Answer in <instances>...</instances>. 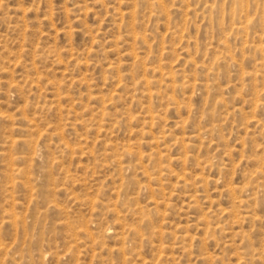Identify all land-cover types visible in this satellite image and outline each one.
<instances>
[{
    "label": "rangeland",
    "instance_id": "rangeland-1",
    "mask_svg": "<svg viewBox=\"0 0 264 264\" xmlns=\"http://www.w3.org/2000/svg\"><path fill=\"white\" fill-rule=\"evenodd\" d=\"M263 49L264 0H0V264H264Z\"/></svg>",
    "mask_w": 264,
    "mask_h": 264
},
{
    "label": "bare ground",
    "instance_id": "bare-ground-1",
    "mask_svg": "<svg viewBox=\"0 0 264 264\" xmlns=\"http://www.w3.org/2000/svg\"><path fill=\"white\" fill-rule=\"evenodd\" d=\"M241 26H243V25H241ZM247 27V26H246ZM239 30H241L240 28H238ZM246 30V29H245ZM223 46V45H222ZM226 47V46H225ZM228 47V46H227ZM229 48V47H228ZM229 50V49H228ZM260 50H261V48H260ZM264 50V49H263ZM227 53V52H226ZM220 56V55H219ZM223 56V55H222ZM217 62H221V64H223L224 63V61H217ZM216 62V63H217ZM223 62V63H222ZM219 64V63H218ZM202 66V65H201ZM221 65H219V67H220ZM209 68V67H208ZM208 68H205V69H208ZM154 73H156V72H154ZM159 73V72H158ZM176 74V73H175ZM196 77V76H195ZM175 78V77H174ZM176 79V78H175ZM192 79H194V77L192 78ZM140 80V79H139ZM148 80V79H147ZM164 80H165V78H164ZM144 81L145 82H147L145 79H144ZM144 81H143V84H144ZM171 81V80H170ZM177 82V81H176ZM155 83H156V81H155ZM181 83H182V81H181ZM198 83V82H197ZM196 83V84H197ZM141 84H142V82H141ZM146 84V83H145ZM166 84V83H165ZM178 84V83H177ZM158 85V84H157ZM192 85V84H191ZM135 87H137L136 85H135ZM184 87V86H183ZM192 87V86H191ZM199 87V86H198ZM205 87H207V86H205ZM146 88V87H145ZM162 88V87H161ZM141 89H143V88H141ZM208 89V88H207ZM144 90V89H143ZM156 92V91H155ZM153 96H154V94H153ZM154 99V98H153ZM152 99V100H153ZM159 99V98H158ZM169 99H170V97H169ZM217 104V103H216ZM219 105V104H218ZM217 106V105H216ZM224 106V105H223ZM223 108V107H222ZM213 115V114H212ZM160 120H162V119H160ZM31 124V123H30ZM7 142V141H6ZM158 146V145H157ZM129 147V146H128ZM133 149V148H132ZM125 150V149H124ZM133 151V150H132ZM134 152V151H133ZM126 153V152H125ZM135 153V152H134ZM122 155H123V153H122ZM124 156H125V154H124ZM56 158V157H55ZM122 162V161H121ZM118 163V162H117ZM119 164V163H118ZM123 164V163H122ZM121 166H123V165H121ZM124 167V166H123ZM47 168V167H46ZM119 169H120V167H119ZM134 169H135V167H134ZM47 173V172H46ZM49 176V175H48ZM259 176V175H258ZM127 185V184H126ZM263 186V185H262ZM257 188V187H256ZM242 189V188H241ZM243 190V189H242ZM246 191V190H245ZM9 196V195H8ZM54 207H55V205H54ZM137 208V207H136ZM137 210V209H136ZM141 211V213H142V210H140ZM136 213V212H135ZM134 213V214H135ZM250 214V213H249ZM248 218V217H247ZM218 227V226H217ZM134 229V228H133ZM222 230V229H221ZM134 232V231H133ZM125 235V234H124ZM123 238H124V236H123ZM2 251V250H1ZM252 255V254H251ZM244 259H246V258H244ZM264 259V258H263ZM252 260V259H251ZM254 260V259H253ZM263 264V263H262Z\"/></svg>",
    "mask_w": 264,
    "mask_h": 264
}]
</instances>
